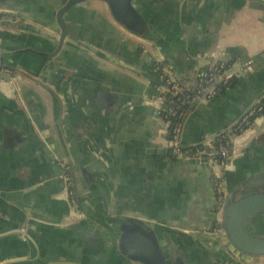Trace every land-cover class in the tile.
<instances>
[{"label":"crops","instance_id":"crops-1","mask_svg":"<svg viewBox=\"0 0 264 264\" xmlns=\"http://www.w3.org/2000/svg\"><path fill=\"white\" fill-rule=\"evenodd\" d=\"M66 1L0 0V10L17 15L0 20V52L17 67L0 78V264H142L121 248L129 217L158 237L164 264H264V255L215 233L212 170L174 154L157 109L167 94L159 66L195 82L212 57L249 68L190 109L183 146L264 107V0H139L144 35L118 23L105 2H81L65 14L57 55L20 51L55 47ZM233 135L228 191L264 190V108ZM253 220L251 230L264 235V214Z\"/></svg>","mask_w":264,"mask_h":264},{"label":"water","instance_id":"water-1","mask_svg":"<svg viewBox=\"0 0 264 264\" xmlns=\"http://www.w3.org/2000/svg\"><path fill=\"white\" fill-rule=\"evenodd\" d=\"M86 0H68L57 11V23L59 24V38L54 43V48L48 50L50 46L40 43L45 50H39L34 47L26 46L21 49L22 52H34L47 57L57 55L65 43L68 36V26L65 19L67 11L77 3ZM105 2L115 20L129 31L135 34L144 35L149 33V28L144 20L142 13L138 10L136 2L139 0H101ZM0 15H17L10 11L0 10ZM5 22V21H4ZM2 22V24H4ZM15 24V22H11ZM11 24V25H12ZM9 25V24H8ZM48 44V43H47ZM49 45L50 42H49ZM0 52V66L12 70L11 74H1L0 78L12 79L17 73L15 62H6ZM228 58L225 57L224 60ZM251 122L248 124V126ZM264 214V190L251 191L240 194L239 189L228 192V197L222 213V224L225 230V236L230 243L239 251L248 255H264V235L254 233L251 230V219L257 215ZM143 226V220L137 218H126L121 223L122 235L120 238L123 253L135 262L142 264H164V254L159 247L157 236L146 230Z\"/></svg>","mask_w":264,"mask_h":264},{"label":"built area","instance_id":"built-area-1","mask_svg":"<svg viewBox=\"0 0 264 264\" xmlns=\"http://www.w3.org/2000/svg\"><path fill=\"white\" fill-rule=\"evenodd\" d=\"M11 17L0 15V20ZM247 68H249L248 64L237 65L212 57L209 59L205 69L199 71L195 82L176 78L165 66H159L158 68V74L163 81L167 94L163 98V105L161 107L158 105L157 109L168 120L172 151L177 156L194 158L211 168L218 197L219 214L223 212L228 194L227 165L237 151L233 134L245 129L264 107L253 108L241 118L233 129L227 130L216 137L208 138L196 146H183L180 140V131L182 122L190 111L189 108L219 95L235 77L239 76ZM0 73L11 74L12 70L0 66ZM62 164L64 167L65 189L71 200L76 203L73 177L70 172L71 168L67 161H63Z\"/></svg>","mask_w":264,"mask_h":264},{"label":"flooded vegetation","instance_id":"flooded-vegetation-1","mask_svg":"<svg viewBox=\"0 0 264 264\" xmlns=\"http://www.w3.org/2000/svg\"><path fill=\"white\" fill-rule=\"evenodd\" d=\"M68 1V0H67ZM66 1V2H67ZM86 1H91V0H86ZM86 1H83V2H86ZM81 3V2H80ZM78 4V3H77ZM59 31H60V29H59ZM215 189H216V187H215ZM227 189H228V186H227ZM229 192V191H228ZM227 197H228V194H227ZM216 198H217V206H216V211H217V215L219 216V219H217V221H216V225H215V233H217L218 235H219V237L220 238H222V239H224V240H227V242L230 244V245H232L231 243H230V241H229V239L225 236V230H224V228H223V224H222V213L221 214H219V212H218V207H219V204H218V197H217V192H216ZM227 200V199H226ZM226 203V202H225ZM225 206V205H224ZM223 210H224V207H223ZM256 217V216H255ZM255 217H253L252 219H251V227H252V223H253V219L255 218ZM252 229V228H251ZM157 241H158V237H157ZM233 246V245H232ZM234 247V246H233ZM235 248V247H234ZM238 250V249H237ZM241 252V251H240ZM243 253V252H242Z\"/></svg>","mask_w":264,"mask_h":264},{"label":"trees","instance_id":"trees-1","mask_svg":"<svg viewBox=\"0 0 264 264\" xmlns=\"http://www.w3.org/2000/svg\"><path fill=\"white\" fill-rule=\"evenodd\" d=\"M193 108V107H192ZM188 109V108H187ZM189 109H191V108H189Z\"/></svg>","mask_w":264,"mask_h":264}]
</instances>
